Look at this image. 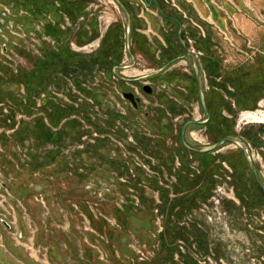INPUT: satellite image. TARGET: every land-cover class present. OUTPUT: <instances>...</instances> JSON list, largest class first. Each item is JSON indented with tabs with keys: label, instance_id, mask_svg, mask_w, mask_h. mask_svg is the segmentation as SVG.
<instances>
[{
	"label": "rangeland",
	"instance_id": "374dc122",
	"mask_svg": "<svg viewBox=\"0 0 264 264\" xmlns=\"http://www.w3.org/2000/svg\"><path fill=\"white\" fill-rule=\"evenodd\" d=\"M251 1L0 0V264H264Z\"/></svg>",
	"mask_w": 264,
	"mask_h": 264
},
{
	"label": "water",
	"instance_id": "95a60500",
	"mask_svg": "<svg viewBox=\"0 0 264 264\" xmlns=\"http://www.w3.org/2000/svg\"><path fill=\"white\" fill-rule=\"evenodd\" d=\"M193 58H194V56H193ZM194 60H195V58H194ZM195 68H196V72H197V80H198V83H199V87H198L199 97H200L202 106L204 108V111L206 112L207 116L209 117L208 111H207L206 107L204 106V102H203V98H202V92L200 90V72L198 70V67H197V64H196V60H195ZM143 91L146 92V93H150L151 92V87H149L148 85H145V86H143ZM123 96H124L125 99L130 101L134 106L136 105V98L134 97L133 93H131V92L124 93ZM225 141H231V142H234V143H236L237 145L240 146V148L245 152V155H246L247 161L249 163V166H250L253 174L255 175V177L258 180L256 167H255L254 163L251 160L249 149L247 148V146L245 145V143H244V141L242 139H240L238 137H234V136H226V137L220 139L218 142H216L210 149L217 148L220 144H222ZM192 150H194V149H192ZM200 152H204V150H200ZM258 182H259L260 186L262 187V189L264 190V186L261 184V182L259 180H258Z\"/></svg>",
	"mask_w": 264,
	"mask_h": 264
},
{
	"label": "crops",
	"instance_id": "0c3cea01",
	"mask_svg": "<svg viewBox=\"0 0 264 264\" xmlns=\"http://www.w3.org/2000/svg\"><path fill=\"white\" fill-rule=\"evenodd\" d=\"M222 1L225 2V5H227L229 9H232L231 5H233L234 8H237L239 10V13L234 18L235 20H239L241 23L244 22L243 21L244 19L246 21H249L246 18V16H248L249 13L251 14V11L253 10L254 12L256 11L254 9V3L251 0H222ZM246 32H247V29H246Z\"/></svg>",
	"mask_w": 264,
	"mask_h": 264
},
{
	"label": "trees",
	"instance_id": "16d2710c",
	"mask_svg": "<svg viewBox=\"0 0 264 264\" xmlns=\"http://www.w3.org/2000/svg\"><path fill=\"white\" fill-rule=\"evenodd\" d=\"M229 79H228V77L226 78V82L228 81ZM231 86H233L232 84H230ZM237 101V100H236ZM254 102H255V100H254ZM236 104H238V103H236ZM253 106H254V103H253ZM210 121H211V119H210V115H209V120H207L206 121V123H208V124H210ZM228 121H230V120H228ZM231 122V121H230ZM232 123V122H231ZM231 125H230V123H229V127H230ZM262 130V128H259V129H257V130H255V131H253V132H245V133H243L242 135L243 136H248L249 138H255V140H257L258 139V133L260 132ZM226 136H234V137H238V135H236L234 132H233V130L232 129H230L229 130V132L228 133H226V134H222V135H220V131H216V133L212 136V139H213V142H218L220 139H222V138H224V137H226Z\"/></svg>",
	"mask_w": 264,
	"mask_h": 264
},
{
	"label": "bare ground",
	"instance_id": "6f19581e",
	"mask_svg": "<svg viewBox=\"0 0 264 264\" xmlns=\"http://www.w3.org/2000/svg\"><path fill=\"white\" fill-rule=\"evenodd\" d=\"M127 31L128 32L130 31V25H127Z\"/></svg>",
	"mask_w": 264,
	"mask_h": 264
}]
</instances>
